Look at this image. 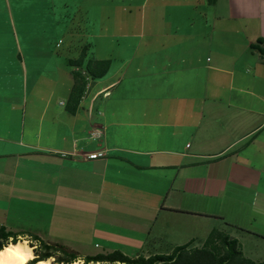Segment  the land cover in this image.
<instances>
[{
  "label": "crops",
  "instance_id": "1",
  "mask_svg": "<svg viewBox=\"0 0 264 264\" xmlns=\"http://www.w3.org/2000/svg\"><path fill=\"white\" fill-rule=\"evenodd\" d=\"M207 7L205 20L217 26L210 40L217 32L232 47H145L151 50L134 67L142 82L131 90H117L110 56L80 47L68 61L84 49V65H110L101 78L87 76L75 107L72 75L86 76L83 67L64 65L51 52L44 65L0 56V187L8 193L0 226L11 231L8 215L25 214L29 208L20 205H28L47 225L73 222L65 225L80 243H119L112 251L129 257L168 254L190 240L200 247L213 228L233 238L234 229L264 237L226 226L219 206L245 203L242 197L264 201V111L256 100L264 98V0H207ZM92 127L103 129L101 141L89 138ZM98 149L107 156L61 155ZM89 202L117 212L91 215ZM47 208L70 216L43 215ZM198 219L211 224L196 242L191 228ZM28 233L42 235L18 238ZM157 244L168 246L158 252Z\"/></svg>",
  "mask_w": 264,
  "mask_h": 264
},
{
  "label": "rangeland",
  "instance_id": "2",
  "mask_svg": "<svg viewBox=\"0 0 264 264\" xmlns=\"http://www.w3.org/2000/svg\"><path fill=\"white\" fill-rule=\"evenodd\" d=\"M207 12H210L207 0H0V56L16 63L32 58L44 65L51 52L58 62L67 65L68 60L77 58L80 47H94L95 56H110L111 68L120 79L117 90H131L137 82H142L135 77L134 67L136 63H142L145 54L151 50L145 47H232L224 45L217 32L210 40L209 34L217 26L213 28L212 19L205 20L203 14ZM256 100L257 109L264 111V98ZM99 129L104 133L101 127ZM63 196L59 193L58 199ZM67 197V201L74 198L71 195ZM242 198L245 203L236 201L219 205L224 221L264 234V201L255 202L254 199H261L253 197ZM7 200L8 193L0 187V208ZM20 206L29 208L27 213H10L7 217L13 233L39 231L42 239L62 240L60 244L78 252L80 257L111 252L114 246L120 245L102 244L101 241L80 243L77 234L72 237L70 227L66 226L76 227L73 222L67 221L63 225V222L57 221L47 225L37 213L30 215V206ZM88 206L91 215L107 212L113 216L117 212L115 205L105 207L89 202ZM41 213L70 216L62 211L53 212L50 208L43 209ZM237 218L239 221H236ZM195 221L191 231L199 242L204 238L211 220ZM54 229H59L57 236L52 234ZM231 232L240 242L246 257L264 262V237L247 235L236 229ZM23 238L17 240L31 241L27 236ZM27 245L31 248V242ZM167 246L157 244L156 249L164 252ZM141 248L145 252L148 245ZM136 250L133 247L127 252L135 256ZM50 263L55 264L53 260Z\"/></svg>",
  "mask_w": 264,
  "mask_h": 264
},
{
  "label": "trees",
  "instance_id": "3",
  "mask_svg": "<svg viewBox=\"0 0 264 264\" xmlns=\"http://www.w3.org/2000/svg\"><path fill=\"white\" fill-rule=\"evenodd\" d=\"M86 58L83 49L77 60L68 61V64L74 67H83V74L74 72L73 85L70 91L69 102L75 107L86 87V77L92 79L101 78L105 75L110 65L109 60L88 61L84 65ZM84 65V66H83ZM228 227L232 225L225 223ZM235 228V227H234ZM17 233L7 230L0 226V250L18 240ZM27 237L31 240V248L35 259H31L27 264H36L43 260H53L55 264H72L80 255L69 249L67 246L59 243H50L43 241L36 234L28 233ZM193 240L186 244L175 246L168 254H151L149 256L137 255L129 257L120 251L108 253H98L95 255L83 256L84 264H264L262 261H254L246 257L239 241L225 231L213 228L204 239L200 247L193 246ZM50 260V261H51ZM53 264V263H52Z\"/></svg>",
  "mask_w": 264,
  "mask_h": 264
},
{
  "label": "built area",
  "instance_id": "4",
  "mask_svg": "<svg viewBox=\"0 0 264 264\" xmlns=\"http://www.w3.org/2000/svg\"><path fill=\"white\" fill-rule=\"evenodd\" d=\"M88 78L86 77V80ZM88 88V81L86 83V89ZM89 138L96 140V141H101L103 132L102 130L99 129V127H92L90 131L88 132ZM108 154V150L106 149H98L93 152L89 153H62L61 155L63 157H69L71 156L72 158L79 159V160H93V159H100V158H105Z\"/></svg>",
  "mask_w": 264,
  "mask_h": 264
},
{
  "label": "clouds",
  "instance_id": "5",
  "mask_svg": "<svg viewBox=\"0 0 264 264\" xmlns=\"http://www.w3.org/2000/svg\"><path fill=\"white\" fill-rule=\"evenodd\" d=\"M11 237L9 238V245L2 251H0V264H27L29 259H35V257L31 254L24 256L21 253L17 251V246L11 245ZM21 239H24L21 237ZM30 241H26L25 246H27V243ZM6 254H11L15 258L14 259H5ZM43 264V262H42ZM72 264H84V258L78 257L75 261L72 262Z\"/></svg>",
  "mask_w": 264,
  "mask_h": 264
},
{
  "label": "bare ground",
  "instance_id": "6",
  "mask_svg": "<svg viewBox=\"0 0 264 264\" xmlns=\"http://www.w3.org/2000/svg\"><path fill=\"white\" fill-rule=\"evenodd\" d=\"M9 245V244H8ZM7 245V246H8ZM11 245L12 246H19L18 248H17V251L19 252V253H21L22 255H24V256H27V255H29V254H31V255H33V252H32V249L27 245V246H25V242H22V241H18V242H16V243H11ZM6 246V247H7ZM6 247H4L2 250H4ZM2 250H0V251H2ZM34 256V255H33ZM15 257L13 256V255H11V254H6L5 255V259H14ZM31 259H29L28 260V262L30 261ZM27 262V263H28ZM42 262H43V264H51L50 263V260H43V261H39V262H37L36 264H42Z\"/></svg>",
  "mask_w": 264,
  "mask_h": 264
}]
</instances>
